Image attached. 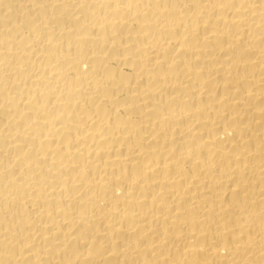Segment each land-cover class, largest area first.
I'll list each match as a JSON object with an SVG mask.
<instances>
[{
  "label": "bare ground",
  "instance_id": "obj_1",
  "mask_svg": "<svg viewBox=\"0 0 264 264\" xmlns=\"http://www.w3.org/2000/svg\"><path fill=\"white\" fill-rule=\"evenodd\" d=\"M0 264H264V0H0Z\"/></svg>",
  "mask_w": 264,
  "mask_h": 264
}]
</instances>
